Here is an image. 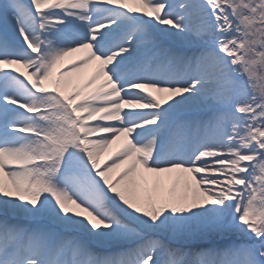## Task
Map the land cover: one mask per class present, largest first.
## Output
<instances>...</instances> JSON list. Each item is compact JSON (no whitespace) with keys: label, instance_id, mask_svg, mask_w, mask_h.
Masks as SVG:
<instances>
[{"label":"snow or ice","instance_id":"1","mask_svg":"<svg viewBox=\"0 0 264 264\" xmlns=\"http://www.w3.org/2000/svg\"><path fill=\"white\" fill-rule=\"evenodd\" d=\"M0 25V264H264V0Z\"/></svg>","mask_w":264,"mask_h":264},{"label":"bare ground","instance_id":"2","mask_svg":"<svg viewBox=\"0 0 264 264\" xmlns=\"http://www.w3.org/2000/svg\"><path fill=\"white\" fill-rule=\"evenodd\" d=\"M78 55H80V54H74L72 57L66 58L63 63H65V64L70 63L72 61V59H74Z\"/></svg>","mask_w":264,"mask_h":264},{"label":"rangeland","instance_id":"3","mask_svg":"<svg viewBox=\"0 0 264 264\" xmlns=\"http://www.w3.org/2000/svg\"><path fill=\"white\" fill-rule=\"evenodd\" d=\"M0 28H2V25H0Z\"/></svg>","mask_w":264,"mask_h":264}]
</instances>
